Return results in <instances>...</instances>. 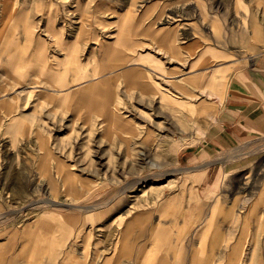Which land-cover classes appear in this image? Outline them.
I'll list each match as a JSON object with an SVG mask.
<instances>
[{"label":"rangeland","instance_id":"obj_1","mask_svg":"<svg viewBox=\"0 0 264 264\" xmlns=\"http://www.w3.org/2000/svg\"><path fill=\"white\" fill-rule=\"evenodd\" d=\"M18 15L64 70L14 99L33 117L23 119L30 139L7 129L13 150L0 162V247L14 242L6 264H192L196 254L227 264L228 253L264 264V136L201 151L222 76L264 53V0H0V37L16 32ZM178 23L174 55L155 34ZM206 49L217 54L195 69ZM157 88L190 109L159 102ZM200 103L216 107L213 119ZM187 148L214 163L199 192L177 164Z\"/></svg>","mask_w":264,"mask_h":264},{"label":"crops","instance_id":"obj_2","mask_svg":"<svg viewBox=\"0 0 264 264\" xmlns=\"http://www.w3.org/2000/svg\"><path fill=\"white\" fill-rule=\"evenodd\" d=\"M198 9L202 13L204 8L202 9V6L198 5ZM126 16L128 15L126 14ZM27 17L23 15L14 16L13 18L16 20L12 23H16V25L12 29L16 32H5L0 37V136H2L3 129H6V136H2L1 139L9 143V146L7 145L2 149L4 154L2 160L0 158V162H5L10 157L9 151L13 150V147H10L13 141L9 138L8 128H12L15 133L18 131L17 134L12 133L16 139L23 135L25 140L30 139L31 128L29 126L28 129L26 126L23 127V119H25L26 124L30 119V125H32V112L13 110V103H16L14 99L17 94L29 92L28 88H32L30 83L33 79L48 80L51 78L53 80L59 78L60 72L63 73L64 70L60 68L64 59L49 55L47 37L35 32L26 34L25 27L21 25L23 22H27ZM182 26H184L182 23H178L174 29L164 28L155 34L157 41L164 47L171 49L174 55L179 49L175 40V32ZM123 34L124 40H127L124 31H122ZM60 43L62 46L65 44L64 41H60ZM6 45L10 46L6 49ZM59 46L58 43V46L55 47V53L64 56V51L59 49ZM213 52L210 49L204 50L195 63L197 64L195 69L207 64L209 53ZM193 70L194 64L191 65L189 72ZM155 72L161 74L159 71ZM133 73L137 74L139 79L142 77L141 73ZM188 77H181L180 80L184 79L188 84L187 82L194 79ZM203 78L205 82L201 83L208 85V74L201 77V79ZM23 85L25 86L21 90ZM157 96L159 97V95ZM218 99L220 101L217 107L219 109L217 117L209 135L204 140L201 151L204 149L214 152L221 151L264 136V53L254 59L250 65L236 70L233 76L230 74L224 86L222 98ZM202 157L204 158V155ZM203 158L198 160V151L187 148L181 152L179 162H177L179 166L184 168L183 170L187 174L186 178H191L189 181L193 182L194 190L197 192L200 191L203 183L209 180L210 166L214 164L203 162ZM230 247H235L234 242ZM225 259L227 264L228 262L235 264L238 256L228 253L227 256L224 254L223 261Z\"/></svg>","mask_w":264,"mask_h":264},{"label":"bare ground","instance_id":"obj_3","mask_svg":"<svg viewBox=\"0 0 264 264\" xmlns=\"http://www.w3.org/2000/svg\"><path fill=\"white\" fill-rule=\"evenodd\" d=\"M203 4V3H202ZM198 5V4H197ZM224 72H226V71H224ZM224 72H221V73H224ZM160 75H162V76H164V77H166L165 75H163V74H160ZM225 76L226 75H223L222 76V78L223 79H221V82L219 83V88H218V95H219V98L221 99L222 98V94H223V91H224V86L226 85V83H227V81H224V79H225ZM156 94H158L159 95V102H166V103H168V105L170 106V107H172V108H174V109H179V110H181V109H184V110H187L188 108H189V106L185 103V102H180L179 100H177V99H175L174 97H172L170 94H167V93H165V94H163L162 92H161V89L159 88H157V91H156ZM185 108H187V109H185ZM216 108V107H215ZM215 108H210L209 106H207L205 103H200V105H198V107H197V109L196 110H198V111H200V112H206L207 114H206V116H209L210 118H214V109ZM190 109V108H189ZM190 111V110H189ZM112 113V112H111ZM188 113H193L192 111H190V112H188ZM161 114H164V113H161ZM192 115V114H191ZM168 117V116H167ZM191 117V116H190ZM198 119V118H197ZM174 122V121H173ZM128 124V123H127ZM172 124H174V123H172ZM178 124V123H177ZM176 125V124H175ZM176 126H178V125H176ZM124 127H125V124H124ZM179 127H180V125H179ZM162 128V127H161ZM163 129H165L164 127H163ZM180 129V128H179ZM181 130V129H180ZM201 130V129H200ZM185 131V130H184ZM198 131V130H197ZM199 132V131H198ZM205 132V131H204ZM204 132H199V134H198V137L199 136H201V135H203L204 134ZM190 133V132H189ZM189 135V134H188ZM193 135V134H192ZM189 136H191V133H190V135ZM186 137V136H185ZM188 138V137H187ZM185 139V138H184ZM170 140V139H169ZM174 140V139H173ZM171 142H172V139H171ZM170 143V142H169ZM182 145H178V146H170L169 148H168V150H170V152L172 153V154H174V153H176L179 149H180V147H181ZM12 197V196H11ZM46 200V199H45ZM37 202H39V201H37ZM36 202V203H37ZM41 202V201H40ZM43 202H52L51 204H53V202H54V204H56V202L55 201H51V200H46V201H42V203ZM35 204V203H34ZM34 204L32 203V205L34 206ZM44 204H46V203H44ZM50 204V203H49ZM53 204V205H54ZM32 206V207H33ZM37 206V205H36ZM17 212V211H16ZM3 215V213L2 214H0V217ZM45 221V220H44ZM44 224L45 225H47L48 226V224L47 223H45L44 222ZM51 224V223H50ZM219 241V236L217 235L214 239H213V244L215 245L217 242ZM12 244H14V242H13V240H9L7 243H5L4 245H2L1 247H0V264H6V261H7V255H8V253L12 250V247H13V245ZM36 246H35V248H34V250H38V249H40V250H42L43 248H42V246L40 245H38V243H36L35 244ZM28 251V249L26 248V247H24L23 248V250L21 251V253H20V258L21 257H24L25 256V254H26V252ZM207 260V261H206ZM208 263V259H206V257H204V256H199V255H197L196 254V256L194 257L193 256V260H192V264H207ZM106 264V263H105Z\"/></svg>","mask_w":264,"mask_h":264}]
</instances>
